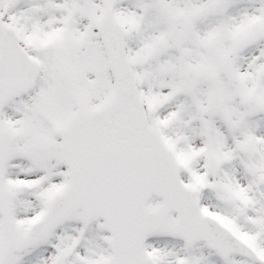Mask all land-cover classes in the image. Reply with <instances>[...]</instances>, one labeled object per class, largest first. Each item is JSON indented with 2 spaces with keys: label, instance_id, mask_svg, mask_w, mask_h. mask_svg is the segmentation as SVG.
Here are the masks:
<instances>
[{
  "label": "snow or ice",
  "instance_id": "6c2138e0",
  "mask_svg": "<svg viewBox=\"0 0 264 264\" xmlns=\"http://www.w3.org/2000/svg\"><path fill=\"white\" fill-rule=\"evenodd\" d=\"M0 264H264V0H0Z\"/></svg>",
  "mask_w": 264,
  "mask_h": 264
}]
</instances>
